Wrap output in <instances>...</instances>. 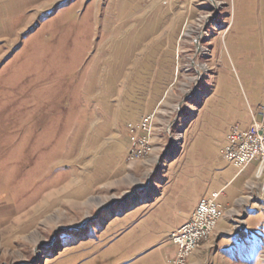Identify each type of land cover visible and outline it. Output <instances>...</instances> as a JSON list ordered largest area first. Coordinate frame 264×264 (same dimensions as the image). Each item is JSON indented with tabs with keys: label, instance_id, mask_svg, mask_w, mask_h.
<instances>
[{
	"label": "rangeland",
	"instance_id": "1",
	"mask_svg": "<svg viewBox=\"0 0 264 264\" xmlns=\"http://www.w3.org/2000/svg\"><path fill=\"white\" fill-rule=\"evenodd\" d=\"M251 110L264 0H0V264H264V171L220 154ZM212 190L223 220L176 262Z\"/></svg>",
	"mask_w": 264,
	"mask_h": 264
},
{
	"label": "built area",
	"instance_id": "2",
	"mask_svg": "<svg viewBox=\"0 0 264 264\" xmlns=\"http://www.w3.org/2000/svg\"><path fill=\"white\" fill-rule=\"evenodd\" d=\"M146 118L147 116L127 125L131 140L129 158L143 152ZM250 119L247 129H241L237 125L231 127L226 134L224 145L220 148L221 157L239 172L253 161H257L258 168V160L263 159L264 156V112L258 114L251 110ZM220 193L221 190L211 191L201 196L190 217L169 234V240L176 247V262L185 259L191 245L198 244L200 233L204 232L210 226V221L216 218L217 205H221Z\"/></svg>",
	"mask_w": 264,
	"mask_h": 264
},
{
	"label": "bare ground",
	"instance_id": "3",
	"mask_svg": "<svg viewBox=\"0 0 264 264\" xmlns=\"http://www.w3.org/2000/svg\"><path fill=\"white\" fill-rule=\"evenodd\" d=\"M149 121L148 119H146V123H145V138L143 139V152H140L139 155H137L136 157H139L143 154H145L149 149H150V143H149ZM259 160H264V156H263V159H259ZM221 205H217V209H216V218L212 219L210 221V226H208V228H206V230H204V232L200 233V238H198V244L197 245H191L190 247V252H188V254H186V257L192 253V251L200 244V242L207 238V236L215 229L216 225H217V222L218 220L220 219L221 217ZM185 257V259H186ZM184 259V260H185ZM182 260V261H184Z\"/></svg>",
	"mask_w": 264,
	"mask_h": 264
},
{
	"label": "crops",
	"instance_id": "4",
	"mask_svg": "<svg viewBox=\"0 0 264 264\" xmlns=\"http://www.w3.org/2000/svg\"><path fill=\"white\" fill-rule=\"evenodd\" d=\"M262 164H263V163L260 162V161L258 160V168H257V171H256L257 174H258V172H259V174L261 175L262 171H264V165H262ZM260 169H261V171H260ZM226 184H227V183H226ZM226 184H224L223 187L226 186ZM212 191H216V190H212ZM209 193H210V192H209ZM209 193H206V194H209ZM221 193H222V192H221ZM221 193H220V194H221ZM206 194H205V195H206ZM220 203H221V202H220ZM221 207H222V208L220 209V211H221V214H223V213H224V212H223V210H224V205H223L222 203H221ZM193 209H194V207H193ZM193 209L191 210V212L188 213L187 217L184 219V221H183L182 223H184V222L190 217V215H191ZM222 216H223V215H222ZM221 220H223V217H221ZM182 223H180L178 226H176L175 229H173L172 231L176 230V229H177ZM172 231H171V232H172ZM171 232H170V233H171ZM172 244H173V243H172ZM174 246H175V245H174ZM175 252H176V247H175ZM175 252L173 253V257H174V255H175ZM200 252H201L200 250H197L196 252H194V254L192 255L193 257H192V259H191V261H190L189 264H197L196 262H197L198 259H196V258H197V257L200 258V257H199ZM173 257H172V258H173ZM195 259H196V260H195Z\"/></svg>",
	"mask_w": 264,
	"mask_h": 264
}]
</instances>
